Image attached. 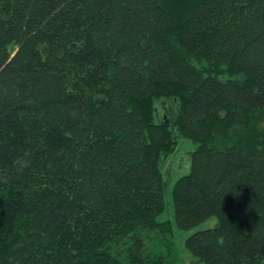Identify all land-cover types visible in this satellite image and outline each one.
I'll list each match as a JSON object with an SVG mask.
<instances>
[{"label": "trees", "instance_id": "1", "mask_svg": "<svg viewBox=\"0 0 264 264\" xmlns=\"http://www.w3.org/2000/svg\"><path fill=\"white\" fill-rule=\"evenodd\" d=\"M175 225L264 264V0H0V264H187Z\"/></svg>", "mask_w": 264, "mask_h": 264}, {"label": "rangeland", "instance_id": "2", "mask_svg": "<svg viewBox=\"0 0 264 264\" xmlns=\"http://www.w3.org/2000/svg\"><path fill=\"white\" fill-rule=\"evenodd\" d=\"M193 147L190 143L187 141L181 140L180 145L178 147V150L176 153L170 158V160L167 162L165 175L167 177V190L168 192L171 191L172 185L176 182V180L182 176L186 175L189 172L190 169V162H189V151H192ZM189 156V158H188ZM171 218L174 220L173 216L171 217L169 213H165L160 219L165 220L167 218ZM211 224L209 222L203 224L199 228L195 229L202 230L210 228ZM175 231L178 237V251L180 258L185 261L187 264L194 259V257L189 253V251L185 247V240L188 237L187 233H182L179 231L175 225Z\"/></svg>", "mask_w": 264, "mask_h": 264}]
</instances>
